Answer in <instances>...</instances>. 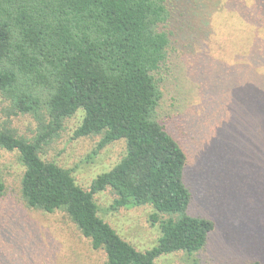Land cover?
Masks as SVG:
<instances>
[{"label":"trees","instance_id":"1","mask_svg":"<svg viewBox=\"0 0 264 264\" xmlns=\"http://www.w3.org/2000/svg\"><path fill=\"white\" fill-rule=\"evenodd\" d=\"M182 5L181 0H0V103L6 117L30 116L37 123L31 139L0 125V150L17 154L25 206L64 213L93 251H103L104 264H155L172 253L190 258L213 230L212 221L187 214L186 156L157 115L159 76L174 50L172 18L182 14ZM243 44L245 50L248 43ZM242 53L222 61L227 74L238 71L232 82L255 85L263 97L255 106L260 111L264 54ZM76 113L81 121L73 136H99L89 158L115 142L125 144L119 162L89 190L76 184L71 169L40 157ZM106 189L114 195L107 211L153 209L159 236L152 248L137 251L99 216L94 195ZM4 192L0 177V197Z\"/></svg>","mask_w":264,"mask_h":264},{"label":"rangeland","instance_id":"2","mask_svg":"<svg viewBox=\"0 0 264 264\" xmlns=\"http://www.w3.org/2000/svg\"><path fill=\"white\" fill-rule=\"evenodd\" d=\"M181 1L182 14L172 18L174 50L168 70L159 76L162 98L157 115L186 156L183 183L191 195L187 214L212 221L213 230L193 257L172 253L155 264H264V107H255L263 97L250 82H232L238 71L230 76L222 61L241 57L242 51L264 54V0ZM243 42L248 43L245 50ZM241 69L245 74L244 66ZM257 88L264 96V86ZM3 110L0 103V125L23 138L35 136L32 117H6ZM80 116L64 121L58 138L44 146L40 157L71 169L76 184L89 190L98 175L119 162L125 144L115 142L89 158L99 136H73ZM22 173L17 154L0 150L5 186L0 197V260L104 264L103 251H93L64 213L25 206L20 198ZM113 200L108 189L94 195L99 216L137 251L152 248L159 236L151 219L153 209L107 211Z\"/></svg>","mask_w":264,"mask_h":264}]
</instances>
